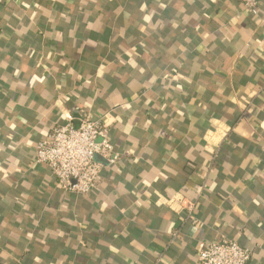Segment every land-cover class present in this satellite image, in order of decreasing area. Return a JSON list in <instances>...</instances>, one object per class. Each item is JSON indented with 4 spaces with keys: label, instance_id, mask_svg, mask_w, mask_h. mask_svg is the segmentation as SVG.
Wrapping results in <instances>:
<instances>
[{
    "label": "crops",
    "instance_id": "0c3cea01",
    "mask_svg": "<svg viewBox=\"0 0 264 264\" xmlns=\"http://www.w3.org/2000/svg\"><path fill=\"white\" fill-rule=\"evenodd\" d=\"M82 117L117 159L76 197L35 148ZM221 237L264 264V0L0 4V264H197Z\"/></svg>",
    "mask_w": 264,
    "mask_h": 264
},
{
    "label": "built area",
    "instance_id": "2783aa9c",
    "mask_svg": "<svg viewBox=\"0 0 264 264\" xmlns=\"http://www.w3.org/2000/svg\"><path fill=\"white\" fill-rule=\"evenodd\" d=\"M5 0H0L2 4ZM261 0H238L245 11L258 16ZM107 165L117 159L108 138L107 128L89 117L78 119L75 126L71 119L52 130L46 140L35 148V163L45 165L56 186L76 197L86 196L95 189L102 163ZM193 205L187 208L186 221L195 223ZM250 254L237 242L221 237L200 245L197 264H248Z\"/></svg>",
    "mask_w": 264,
    "mask_h": 264
},
{
    "label": "water",
    "instance_id": "95a60500",
    "mask_svg": "<svg viewBox=\"0 0 264 264\" xmlns=\"http://www.w3.org/2000/svg\"><path fill=\"white\" fill-rule=\"evenodd\" d=\"M98 159H99L98 157L95 158L96 161H98Z\"/></svg>",
    "mask_w": 264,
    "mask_h": 264
}]
</instances>
